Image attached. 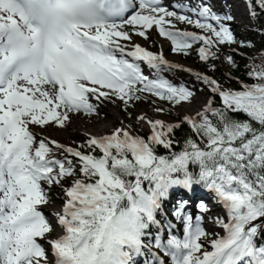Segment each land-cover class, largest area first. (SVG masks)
Segmentation results:
<instances>
[{"label":"snow or ice","instance_id":"obj_1","mask_svg":"<svg viewBox=\"0 0 264 264\" xmlns=\"http://www.w3.org/2000/svg\"><path fill=\"white\" fill-rule=\"evenodd\" d=\"M247 8L255 19L264 14V0H250ZM186 11L192 15L170 11L161 0H0V264H135L137 257L151 255L144 250L153 245L145 239L159 223L170 190L192 192L194 186L214 193L223 206L226 219L216 223L224 235L211 242L212 251L201 252L206 233L198 223L193 227L180 201L172 214L184 219L183 241L170 238L162 245L156 236L155 247L171 255L173 264H264V241L258 243L264 236V83L222 91L215 80L197 76L222 107L209 101L196 118H184L199 142L189 138L179 152L169 134L181 125L160 120L148 121L152 135L146 140L117 128L88 139L80 146L86 153L55 141L37 144L29 130L62 128L71 114L93 115L92 100L114 98L127 106L147 93L174 105L189 101L192 92L159 76L174 65L121 43L132 34L148 39L155 28L173 52L187 55L201 44L198 55L205 62L216 58L220 45L236 43L224 24L232 16L208 6ZM174 20L207 35L180 31ZM227 62L234 65L231 56ZM249 75L264 81V70ZM157 147L170 155H156ZM54 149L65 158H56ZM96 150L102 155H94ZM77 176L64 189L63 209L56 214L63 235L48 241L49 255L39 242L53 231L39 211L49 202L43 185L51 189ZM147 264L159 261L152 257Z\"/></svg>","mask_w":264,"mask_h":264},{"label":"rangeland","instance_id":"obj_2","mask_svg":"<svg viewBox=\"0 0 264 264\" xmlns=\"http://www.w3.org/2000/svg\"><path fill=\"white\" fill-rule=\"evenodd\" d=\"M209 2L207 0H170L168 2L161 0L162 6L170 11H175L180 15L191 16L192 13L187 12L186 9L208 6L211 11L217 15L222 17L229 15L232 16L233 19L231 21L225 20L224 23L225 26L233 33V36H242L243 30L252 28L253 25L249 20L248 8L243 0H209ZM220 2L221 4H219ZM173 23L175 24L176 29H179L180 31L193 32L198 35H207L200 29H197L187 23H181L175 20ZM165 27L167 28V25H165ZM147 36L149 40L148 42H146L144 38L132 34L131 41L121 43L125 44L127 46L126 50L129 51L133 49L134 45H139L146 51L150 52L151 49L149 47V43L152 42L155 46V52L153 54L163 56L164 60H166L168 64L175 66L170 70L178 73V79L171 77L170 74H167L166 72L159 73V76L168 80L174 86H184L192 92L193 95L189 101L174 105L167 100H160L147 93L140 94L141 98L139 100H132L127 106L114 98L109 100H92L91 102L96 107L95 114L90 116L85 115L82 112L79 114H71L70 120L67 121L65 126L62 128L56 127L55 124H48L42 128L36 125H30L29 130L34 135L36 142L38 143L39 139H43L45 141H55L65 148L70 147L78 150V140L87 142L90 138L100 139L105 136H110L117 128L128 131L133 137L128 127V124L131 123L137 125V127L146 133H152V128L148 121L160 120L161 122L174 123L180 119L184 120L185 117L193 118L196 114L201 112L207 106L209 94L211 93L208 85H206L203 80L200 82L198 81L197 83L194 79L195 76L203 77L204 75L202 72L195 68L190 58L182 59L180 56L182 52H173L171 41L161 37L155 28L148 30ZM249 45L250 52H256L260 49L258 47V40L254 37L250 39ZM219 47L229 50L236 49L234 44H225L220 45ZM198 49L199 45L194 44L189 50H192L196 55H198ZM128 59L130 61L132 60L131 57H128ZM135 62L139 63L141 70L145 75L149 76V78H156L154 76V70L149 69L144 62ZM167 71L170 72L169 69ZM105 109L107 112L103 111ZM157 109H162V111H157ZM141 117L144 119H140ZM145 122H147L148 126L145 125ZM103 127H106V130H102ZM71 185L72 184L53 185L51 189H49L46 184L43 185L48 193L49 202L55 201L56 203H59H51V205L46 204L44 206V210H46L49 214L54 215V217L51 216L52 222L55 226L52 238L57 236L61 237L63 235V230L56 223V214L62 212L65 201L64 189L70 187ZM182 190V198L185 199L184 202H186L184 214L190 218L192 225L194 219H191L192 214L190 212L193 210H199L198 206L200 204H203L207 209L205 212L197 211L196 214L197 216H202L205 224L204 226H207L206 231L208 229V232H205L206 237L202 238L200 241L202 244L201 252L212 251L211 242L224 235L223 229L216 223V221L218 218L226 219V212L219 202L214 203V206H212L210 199L215 197L209 196V199L206 198V201L203 197L195 196L184 189ZM191 205L194 206H192L191 209H188ZM216 205L219 208L217 211ZM193 227L195 226L193 225ZM47 240L49 241L51 239L48 238Z\"/></svg>","mask_w":264,"mask_h":264},{"label":"trees","instance_id":"obj_3","mask_svg":"<svg viewBox=\"0 0 264 264\" xmlns=\"http://www.w3.org/2000/svg\"><path fill=\"white\" fill-rule=\"evenodd\" d=\"M245 2V5H247L250 0H243ZM249 14V20L252 23L251 29H245L242 31L243 35L234 36V39L236 43H234V46H236L235 50H229V49H222L219 47V50L216 52V58L212 59L209 58L208 61H201L199 59V56L196 55L192 50H186L187 55H185L183 52L180 54L182 59L190 58L193 62V65L195 68L202 72L204 76H208L210 79L215 80L217 84L220 86V89L222 91H239L243 90L246 86L253 85V84H259L264 83L262 80L253 79L249 73L255 71H261L264 70V14H258L255 19L250 18ZM225 24V23H224ZM125 30L132 32V29L128 26H125ZM256 38L259 43V50L256 52H250L249 51V42L251 38ZM146 42H148V39H145ZM126 42V41H122ZM150 52H155V46L151 42L149 43ZM199 47L201 44L197 43ZM244 45V46H242ZM263 48V49H262ZM213 51H216L213 49ZM231 56L234 65H230L227 62V57ZM168 69L162 70L160 73L166 72L167 74H170L171 77H174L175 79H178V73L176 71L170 70V72L167 71ZM228 74V76H227ZM196 82L202 81V79H198L197 76L194 77ZM212 102V107L220 108L222 107V103L220 101V97L217 94L210 93L208 102ZM207 102V105H208ZM197 114L193 117L196 118ZM239 119H246L243 115H240L238 117ZM166 126H175L177 124H180L181 126L179 128H176L175 131L171 134H169L172 139L174 140L173 145V151L179 152L183 149L185 141L189 138H192L198 141V138H196L191 130L190 126L184 122V120L180 119L174 123L169 122H162ZM129 130L132 133L133 137H139L143 139H147L149 136L152 135V133H146L143 130H141L137 125L135 124H128ZM40 141V139H39ZM78 150L84 151L85 153L88 151L86 149H82L80 146L86 144V142L82 140H78ZM38 144V143H37ZM51 147V145H50ZM54 154L56 158L64 159L65 155L60 150L54 149ZM94 155H102L99 153V150H96ZM156 155L158 156H168L170 153L168 150L164 149L163 147H157L156 148ZM68 159H72L74 163L76 164V167L78 169L79 164L76 161V158L74 157H67ZM190 170L193 172H197L198 169L194 166H190ZM77 177L66 179L62 182V185H68L72 184L73 180ZM147 187V183L144 185ZM181 188H174L170 190L169 197L164 201L163 206L157 215V220L159 223L157 225H154L150 228L149 232L150 235L145 239L146 243H151L153 246L151 249H145L144 251L146 253H151V255H145L140 256L136 258L135 264H147V262L152 258L155 257L159 264H173L171 255H166L165 250L163 248L157 249L155 247V237L159 236L161 240L162 245H166L168 239L175 238L178 240L183 241L185 236V223L184 219H177L172 213L173 209L177 206V203L180 201H183L185 199L182 198V192ZM192 195L200 196L203 198H208L209 196L215 197L214 193L210 192L209 190L201 187V186H194V190L190 192ZM188 194V193H187ZM190 194V195H191ZM209 199V198H208ZM261 241H264V236H261L258 243Z\"/></svg>","mask_w":264,"mask_h":264},{"label":"bare ground","instance_id":"obj_4","mask_svg":"<svg viewBox=\"0 0 264 264\" xmlns=\"http://www.w3.org/2000/svg\"><path fill=\"white\" fill-rule=\"evenodd\" d=\"M164 1H166V2H168V1H170V0H164ZM235 15V14H234ZM237 19V18H236ZM235 19V20H236ZM239 21V20H238ZM89 95H91V94H89ZM103 107V106H102ZM183 108V107H182ZM98 109V108H97ZM103 111H105V112H107L106 111V109L105 110H103ZM181 111V110H180ZM146 124L145 125H147L148 126V124H147V122H145ZM102 130H106V127H103L102 128ZM97 131V130H96ZM210 202L212 203V206H214V202L212 201V200H210ZM51 203L52 204H59L58 202L56 203L55 201H52V202H48L47 204H50L51 205ZM46 204H44V205H40L39 206V211L44 215V217L48 220V222L50 223V225L52 226V228L54 229L55 228V226H54V224H53V222H52V218H51V216H53L54 217V215H52V214H49L46 210H44V206H45ZM192 206H194V205H191L188 209H191V207ZM216 207H217V205H216ZM217 209H219L218 207L216 208V211H217ZM50 211V210H49ZM52 211V210H51ZM197 211H200V210H193V211H191L190 213L192 214V216H191V219H194V221H193V225L194 226H196L197 225V223L199 224V226L202 228V230L204 231V232H208V229H207V231H206V227L204 226L205 224H204V221H203V219H202V216L200 215V216H197V214H196V212ZM207 217H210V216H207ZM197 218H199V220H197ZM54 221V220H53ZM192 222V221H191ZM54 235V233H53V231L52 232H50L48 235H47V237H46V239H44V240H39V242L49 251V255H50V252H51V250H50V246H49V244H48V238H50L51 240H55V239H58V238H60V237H53L52 238V236Z\"/></svg>","mask_w":264,"mask_h":264}]
</instances>
